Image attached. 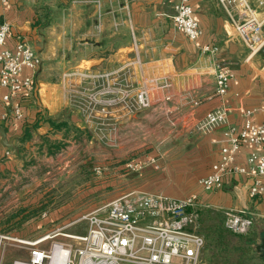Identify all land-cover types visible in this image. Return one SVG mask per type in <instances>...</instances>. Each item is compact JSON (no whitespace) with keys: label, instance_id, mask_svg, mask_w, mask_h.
<instances>
[{"label":"crops","instance_id":"1","mask_svg":"<svg viewBox=\"0 0 264 264\" xmlns=\"http://www.w3.org/2000/svg\"><path fill=\"white\" fill-rule=\"evenodd\" d=\"M261 1L191 0L201 34L190 41L174 24L176 0H0V24L8 22L12 29L7 45L24 35L43 61L37 70L23 71L34 89L22 95V119L12 120L10 105L2 102L8 90L0 85V127L7 128L8 137L26 134L28 127L31 132L15 141L11 156L0 141V201L23 204L0 208V233L8 236L0 237L3 264L30 258L29 248L17 239L36 240L69 215L66 205L77 198L63 193L81 184V173L101 160L103 146L113 151V170L125 172L134 154L118 153L124 125L142 148L133 159L157 161L124 173L118 184L125 189L113 199L133 192L195 197L201 210L196 227L206 238L202 264H264L257 250L264 240V192L250 194L252 175L229 174L210 193L200 185L220 158L227 126L244 125L247 113L255 124L264 123V42L253 47L237 30L254 14L264 32ZM69 63L71 73L65 70ZM217 63L234 75L226 95L216 90ZM139 88L149 92L147 109L136 103ZM93 97L111 100L105 105L109 111L102 113ZM218 108L226 110V123L197 131L195 126ZM257 150L243 145L237 163L245 164ZM45 203L60 206L38 212ZM229 211L252 217L251 230H228Z\"/></svg>","mask_w":264,"mask_h":264},{"label":"built area","instance_id":"2","mask_svg":"<svg viewBox=\"0 0 264 264\" xmlns=\"http://www.w3.org/2000/svg\"><path fill=\"white\" fill-rule=\"evenodd\" d=\"M260 5L264 7V0ZM175 10L176 28L188 40L196 41L201 27L191 0H176ZM237 30L243 41L253 47L264 42L263 24L254 14L244 17ZM11 32L8 22L0 24V85L8 90L2 102L10 105L12 120L16 121L24 117L23 93L34 89L32 77H22L23 71L37 70L41 57L24 35L17 34L13 47L8 46ZM233 76L230 69L216 64L215 83L219 95L227 94ZM135 94L138 106L147 109L150 106L147 89H135ZM93 99L103 106V110L111 101L105 97ZM250 114L247 113L244 125L225 128L226 144L221 148L220 158L200 179L203 191H216L229 174H246L253 177L250 194L258 196L264 192V123L255 124ZM8 116L5 115L6 119ZM225 123L226 110L218 108L207 113L195 128L207 133ZM245 144L259 150L250 153L246 163L241 165L236 159ZM14 153L15 149L8 147L6 155ZM156 161V157L146 161L131 159L126 165V173L140 171ZM95 171L100 174L102 168L97 166ZM198 208L195 197L177 199L162 193L133 192L84 214L82 220L88 224L85 233H70L64 231L65 227H58L36 240L17 239L29 248L30 258L15 264H202L206 238L196 230ZM253 225L254 219L242 212L226 213L225 226L235 234H246ZM60 236L66 241L60 240ZM0 237L8 236L0 233ZM0 264H3L1 248Z\"/></svg>","mask_w":264,"mask_h":264},{"label":"rangeland","instance_id":"3","mask_svg":"<svg viewBox=\"0 0 264 264\" xmlns=\"http://www.w3.org/2000/svg\"><path fill=\"white\" fill-rule=\"evenodd\" d=\"M42 63L43 61H41V64ZM67 65L69 66L65 70L68 73H71L74 64L69 63ZM72 94L76 95L77 93H72ZM78 95H80L81 97V93H78ZM81 100H83V97H81ZM107 111H109V109H107L106 111L103 110L102 113H105ZM130 129L126 127V125H124V128L120 133L123 140L122 143L123 147L118 149V153L123 152V156L127 158H129L132 153L134 154L132 155V157L129 158V161L135 157H140L142 150V148H136L138 146L137 144H139L140 141H137L138 138L133 135V133L131 132L132 129L131 130ZM104 142L106 141L104 140ZM144 147L146 148L147 145H144ZM148 150L152 151V149H148ZM111 152L113 151L109 146H103L101 160L97 162L92 161V163H90V167L88 166L89 169H85V173L84 172L81 173V184L66 188V192H64L63 195L67 197L75 196V198H77V201H72L73 203L66 205L67 208H69L70 213L68 216L65 217V219L60 221V223H58L57 221L55 223V228L65 227L64 231L70 233H76V234L85 233L88 230V224L85 220H82V216L112 201L113 196L117 191H123L125 189L123 188V185H119L118 182L125 180L126 177L123 176V174L126 173V170H124L125 172L123 171L117 172L116 170L115 171L113 170V166L111 165L112 161L110 159ZM145 152H147V149H145ZM87 153H88V149L86 151V154ZM123 161H128V159H125ZM97 166H100L102 168V172L100 174H97V172L95 171V168ZM45 188L47 189L46 186H43L42 188L43 192L45 191ZM31 189H32L31 193L33 192L35 193V190L33 188ZM56 194L57 192H54V195ZM29 195H30L29 192L26 194L24 192L22 193V197H29ZM57 195H60V193H58ZM8 199L12 200V196H9ZM21 205L23 204H20L19 202L16 201L12 203L5 202L4 200L0 201V208L10 206V207H14L13 209L15 210L17 208L19 209ZM59 206L60 205L56 203L55 204L45 203L43 205H39L38 212H45L50 210V208H56ZM197 211L199 212L201 210H199L198 208ZM196 230L200 232V229L198 227L196 228ZM59 239L66 241V239L62 236H60ZM260 244H262V242H260L259 245ZM227 263H228L227 261H217V264H227ZM249 264H257V263L254 260L252 262H249Z\"/></svg>","mask_w":264,"mask_h":264},{"label":"water","instance_id":"4","mask_svg":"<svg viewBox=\"0 0 264 264\" xmlns=\"http://www.w3.org/2000/svg\"><path fill=\"white\" fill-rule=\"evenodd\" d=\"M36 92H38V87L36 89ZM24 135H25V133L15 134L11 137H8L7 128L5 126L0 127V137H1L0 141L6 147L14 148L15 147V141L18 139H22L24 137ZM257 250L259 252H261V256L264 258V240H263L262 244L257 246Z\"/></svg>","mask_w":264,"mask_h":264},{"label":"trees","instance_id":"5","mask_svg":"<svg viewBox=\"0 0 264 264\" xmlns=\"http://www.w3.org/2000/svg\"><path fill=\"white\" fill-rule=\"evenodd\" d=\"M36 124H38V123H36ZM36 124H34L33 127H34ZM30 134H31V132H30V128L28 127L27 130H26V134H25L24 139H28V138H30Z\"/></svg>","mask_w":264,"mask_h":264}]
</instances>
